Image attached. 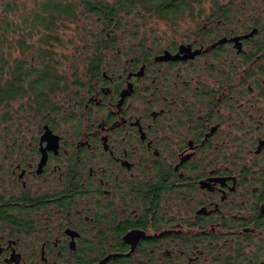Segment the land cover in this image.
I'll use <instances>...</instances> for the list:
<instances>
[{
	"label": "flooded vegetation",
	"instance_id": "flooded-vegetation-1",
	"mask_svg": "<svg viewBox=\"0 0 264 264\" xmlns=\"http://www.w3.org/2000/svg\"><path fill=\"white\" fill-rule=\"evenodd\" d=\"M224 13L104 49L55 107L30 51L34 126L0 127V264H264V18Z\"/></svg>",
	"mask_w": 264,
	"mask_h": 264
},
{
	"label": "trees",
	"instance_id": "trees-1",
	"mask_svg": "<svg viewBox=\"0 0 264 264\" xmlns=\"http://www.w3.org/2000/svg\"><path fill=\"white\" fill-rule=\"evenodd\" d=\"M230 1L235 2L234 0ZM203 2L204 0H45L39 8L35 9L33 14L24 17L21 23L9 20L5 14L7 11L4 10L5 13H0L2 20L0 23V82L5 81L3 85L0 83V127L2 121L9 122L13 120V103L22 100L26 93L24 86L21 84L35 70L31 64L32 61L27 59L31 57L30 55L25 56L26 58L14 56V50L17 47L20 52L22 51V54L34 49V44L29 41V38L34 34L33 30L38 32L40 28H44L41 38L47 46L39 45L37 49L44 50V53L35 55L46 56L51 55V41H59L58 37L52 36L58 27L59 20L74 21L85 15L87 18H94L98 23L97 30L85 31L89 39L94 40V43H92L87 39L85 44V48H91L92 55H83L84 58L81 64L75 66L71 75L72 81L65 82V90H68L74 85L76 87L82 85L87 74L94 71L95 66L103 56V50L114 47L120 41L117 32L122 27L132 24V20H129L130 17H126V15L134 17L155 15L170 21L172 24L179 25V20L184 17L185 12L191 20H195L198 18L208 19L211 16H226L227 13H224V11L241 12L245 8L242 4L214 5L211 10L217 12L208 14ZM211 2L219 3L223 1L211 0ZM14 7L13 3H7L8 11L15 10ZM78 9H80L79 13ZM263 13L264 10H262ZM130 35L136 36L137 33L130 32ZM3 73L8 74L5 79L2 77ZM58 74L55 64L51 63L52 92L54 93L53 107L56 106V89H61L60 85L62 83V76ZM2 106H4L3 113Z\"/></svg>",
	"mask_w": 264,
	"mask_h": 264
},
{
	"label": "rangeland",
	"instance_id": "rangeland-1",
	"mask_svg": "<svg viewBox=\"0 0 264 264\" xmlns=\"http://www.w3.org/2000/svg\"><path fill=\"white\" fill-rule=\"evenodd\" d=\"M45 0H0V13L2 14L4 10L7 12L5 13L9 20L15 21L16 23H21L22 19L29 14H33L35 9L39 8L41 4ZM223 2L230 1V0H222ZM235 2L241 3L245 8L242 12H252L254 10H259L261 17L264 18V14H262V10H264V0H234ZM15 6V10L8 11L7 10V3ZM211 0H204L203 5L205 6L206 10H211L212 6L209 4ZM80 9H78L79 13ZM126 17H130L132 24L126 25L120 29L117 37L120 40V43L126 42H133V44H141L143 43L145 46L154 45L155 42H160L162 40H171V39H182L185 38L187 33H194L197 30V26L199 25L198 22L202 20V18L192 19V26L189 28L182 30L179 25L172 24L170 21L159 18L155 15H146L145 17H134L132 15H126ZM0 17V23H1ZM98 23L94 18H87L85 15H82L77 20H59L58 27L55 29L54 34L52 36H56L59 38L58 40L51 41V63L55 64V68L58 75L62 76V83L61 89H56L55 95L58 93L63 94L66 87V81H72L71 75L75 69L77 64H81L82 59L84 56H91L92 50L85 48L86 40L89 39L86 30H97ZM137 26V27H135ZM137 28V29H134ZM34 34L29 41L34 43V51L37 50L39 45L47 46L45 42H43L41 36L44 33V28H40L38 32L33 30ZM131 33L136 32V36H131ZM46 34V33H45ZM94 43L93 39H89ZM36 47V48H35ZM48 50V51H50ZM31 51V52H34ZM22 52V51H21ZM20 49L17 47L14 50V56L17 58H26L32 59L33 53L30 51L25 52L22 54ZM88 54V55H87ZM84 55V56H83ZM26 56V57H25ZM4 74V73H3ZM8 74H6L7 76ZM6 76L3 78L5 79ZM66 82V83H65ZM21 101H15L13 104V120L9 121V132L13 131L15 125L18 121H21L22 127L28 129L34 126V121L29 117L28 113H20L18 108L21 104ZM60 103V102H59ZM21 114V117L18 116ZM20 118V119H18ZM12 137V135H11Z\"/></svg>",
	"mask_w": 264,
	"mask_h": 264
},
{
	"label": "clouds",
	"instance_id": "clouds-1",
	"mask_svg": "<svg viewBox=\"0 0 264 264\" xmlns=\"http://www.w3.org/2000/svg\"><path fill=\"white\" fill-rule=\"evenodd\" d=\"M179 26L182 30H185L192 26L191 19L187 16V12H185L184 17L179 20Z\"/></svg>",
	"mask_w": 264,
	"mask_h": 264
},
{
	"label": "water",
	"instance_id": "water-1",
	"mask_svg": "<svg viewBox=\"0 0 264 264\" xmlns=\"http://www.w3.org/2000/svg\"><path fill=\"white\" fill-rule=\"evenodd\" d=\"M47 134H48V132H47Z\"/></svg>",
	"mask_w": 264,
	"mask_h": 264
}]
</instances>
